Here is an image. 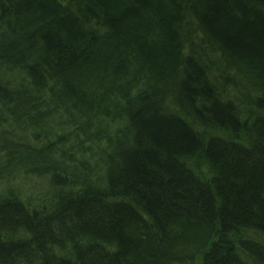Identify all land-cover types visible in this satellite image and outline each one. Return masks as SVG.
Here are the masks:
<instances>
[{"label":"trees","instance_id":"obj_1","mask_svg":"<svg viewBox=\"0 0 264 264\" xmlns=\"http://www.w3.org/2000/svg\"><path fill=\"white\" fill-rule=\"evenodd\" d=\"M196 42L221 57L222 81ZM0 77L8 137H54L58 116L80 130L112 111L128 124L101 191H63L46 209L0 199V264H247L239 242L264 261L239 239L264 235V118L245 121L221 93L239 79L264 92V0H0ZM33 150L0 138V163L36 174L51 158ZM49 168L56 186L79 189Z\"/></svg>","mask_w":264,"mask_h":264},{"label":"rangeland","instance_id":"obj_2","mask_svg":"<svg viewBox=\"0 0 264 264\" xmlns=\"http://www.w3.org/2000/svg\"><path fill=\"white\" fill-rule=\"evenodd\" d=\"M190 36L192 37V40L198 39L197 34L195 35L192 33V35ZM193 44L195 47H197L198 51L199 47L197 46V44L201 45V43L196 42ZM199 52H202L203 54L216 60V67L213 69V72L211 71L212 77L222 81L223 79L221 78V76L222 74H224V72L221 70V57L217 53H212L209 47L205 45H202ZM14 75L15 76L12 77L13 79L8 80L3 77L2 82L10 84L12 86L14 83L13 80H19L18 78H16V74ZM236 81L239 82L237 88H221L223 100L232 101L235 99V101L237 102L236 105L242 114V118L247 122H252L260 117L264 118V111L255 110L253 107L254 99H258L259 97L262 98L264 96V92L260 89H255L241 79ZM18 82L19 81H17V83ZM110 107L111 105L108 106V109ZM115 113L117 114L118 112L112 111V113H108L109 117L93 122V124H91V126H89L86 130H80L79 127L77 129L69 126L66 127L68 125L69 119L64 116H58L59 118L53 120L52 123L51 121L49 122V128L56 129L54 137H46L43 134L42 130H34L32 132L29 131L30 133H28L27 135L14 134L17 136V138H11L8 136L10 134L9 132H11L13 129L7 130V125H3L2 127H0V138L4 139L5 141H10L12 147H23V149H27L29 151L33 148V152H27L28 155L42 153L41 155H44L43 157H47L49 155L51 158V162L47 164L48 166H46V163L44 164L45 166L42 165L41 167L40 165L41 170L40 172L36 171V174L30 172V166L28 167L26 165H23L22 167L26 168L24 169L26 171L23 172L18 169V167L8 170L6 166L0 163V199L6 198V195L10 193V195L12 194V197L15 196L16 198L21 199L23 202L29 203V207L33 206V208L38 209L43 205L39 203L38 199L42 198L44 200V208L46 209V205H49L48 203H50V205L52 204V202L49 201H52L63 191H70L69 189L59 188L58 186H56V184L52 181L54 176L52 177L51 175L46 174L43 171V169L49 167L52 168L53 166H56L58 168V171L61 172L62 175H65L68 179H71L73 175L74 182H76L79 186V190L88 188V190L94 192L101 191V183L98 181L99 178H101L103 181L105 180L108 169V157L112 155L111 152L115 151L117 147L124 148L127 144L126 140L128 137V124L124 118H120ZM196 131L200 136L203 135L206 137L212 136L228 138L230 136L225 133L222 134L220 131L217 132L207 129L204 130L201 126H196ZM49 138L52 139L50 140ZM230 138L233 137L231 136ZM45 139L48 140L46 141ZM60 154H64L65 157H67L68 162L73 160L74 162H76V164H82L81 168H84V166L86 165L91 168L93 166H100L99 170L101 168L103 170L99 171L100 176L96 177V179H89L84 175V171L82 169V171L78 172V170L73 168L72 166H69L67 164L60 165L59 163H57L58 157L61 156ZM102 157H107L104 162L101 160ZM32 160L34 164L35 162L38 164V162L42 161V159L38 158H33ZM190 167L192 168L193 173L197 175L199 180L202 178H209L207 175V166H205V163H203L201 160L200 162H198V164H194L193 166L190 165ZM50 168L49 170H47V173L51 174L52 170ZM72 169H75V171H73ZM30 173L33 175H31ZM69 174L71 177H69ZM79 180L80 182H77ZM5 191L7 192L5 193ZM36 201L39 205L35 204ZM239 239L242 241L255 240L264 244V236L254 231H250L245 236H242ZM237 246L240 250L238 251L239 254L247 264H257L256 262L254 263L251 259L247 258L245 251L241 249L240 242L237 244ZM67 248V251L69 252L70 247ZM66 249H64L63 253H61L63 255L65 254L64 256L70 258V256L68 255L69 253L66 252ZM200 263V261L197 262V264Z\"/></svg>","mask_w":264,"mask_h":264},{"label":"bare ground","instance_id":"obj_3","mask_svg":"<svg viewBox=\"0 0 264 264\" xmlns=\"http://www.w3.org/2000/svg\"><path fill=\"white\" fill-rule=\"evenodd\" d=\"M201 136H203V135H201ZM203 137H205V136H203ZM81 165L82 164H76V162H74V164H73V168H75V169H77L78 171H84V175L86 176V177H88L89 179H96V177H99L100 176V172L99 171H101V170H103L102 168L99 170V167H95V166H93L92 168L91 167H88L87 165L86 166H84V168L82 167L81 168ZM78 168H80V169H78ZM82 169V170H81ZM100 179V178H99ZM101 180V179H100ZM201 181V180H200ZM70 191H67L68 193H70V194H74L75 192L77 193V192H79V189L74 185L73 187H70V189H69ZM264 236V235H263ZM248 241H250L251 243L252 242H254V243H256V244H258V246L260 245H262L263 247H264V244L263 243H261V242H259V241H255V240H248ZM245 254H246V256H247V258H249V259H251L254 263L256 262L257 264H264V261H262L263 259L262 258H258V257H253V256H255V254H253V256H252V254L250 253V252H248V251H246L245 252ZM240 255V254H239ZM241 256V255H240ZM242 258V257H241ZM243 259V258H242ZM261 260V261H260Z\"/></svg>","mask_w":264,"mask_h":264}]
</instances>
